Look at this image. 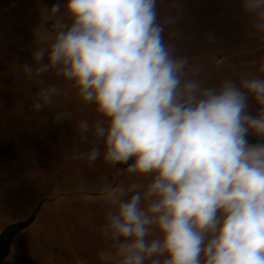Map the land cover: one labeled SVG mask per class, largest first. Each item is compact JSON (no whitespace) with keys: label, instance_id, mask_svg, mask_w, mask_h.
Instances as JSON below:
<instances>
[{"label":"clouds","instance_id":"1","mask_svg":"<svg viewBox=\"0 0 264 264\" xmlns=\"http://www.w3.org/2000/svg\"><path fill=\"white\" fill-rule=\"evenodd\" d=\"M242 7L264 32V0ZM39 14L55 24L19 67L41 85L32 111L73 118L55 111L62 90L43 86L62 79L101 117L79 122L94 142L75 158L127 165L117 171L140 181L101 189L110 207L100 231L116 264H264V78L205 86L165 42L175 18L161 21L158 0H67Z\"/></svg>","mask_w":264,"mask_h":264},{"label":"rangeland","instance_id":"2","mask_svg":"<svg viewBox=\"0 0 264 264\" xmlns=\"http://www.w3.org/2000/svg\"><path fill=\"white\" fill-rule=\"evenodd\" d=\"M66 2L0 0V233L34 218L13 239L2 264H116L100 231L110 207L101 189L140 182L102 158L92 164L75 158L94 142L91 132L81 139L79 122L95 124L101 117L62 79L49 74L43 86L62 90L55 111L67 109L73 118L55 124L54 111H32L41 85L21 79L19 67L31 63L33 48L54 34L55 21L40 16L41 4ZM158 13L161 21L175 18L166 26L165 42L188 58L205 86L264 78V32L253 29L242 0H158ZM257 110L250 102L249 111ZM247 139L260 142L252 134Z\"/></svg>","mask_w":264,"mask_h":264},{"label":"water","instance_id":"3","mask_svg":"<svg viewBox=\"0 0 264 264\" xmlns=\"http://www.w3.org/2000/svg\"><path fill=\"white\" fill-rule=\"evenodd\" d=\"M132 162L134 161L130 160L128 164H131ZM116 167L123 169L126 168L127 165H117ZM33 221L34 218L31 217L24 222L8 225L0 233V264H2L9 257L13 239L23 230L28 228L33 223Z\"/></svg>","mask_w":264,"mask_h":264},{"label":"crops","instance_id":"4","mask_svg":"<svg viewBox=\"0 0 264 264\" xmlns=\"http://www.w3.org/2000/svg\"><path fill=\"white\" fill-rule=\"evenodd\" d=\"M138 180V179H137ZM136 181V180H135ZM135 181H133L131 184L135 183ZM34 222V221H33ZM32 225V224H31ZM27 229V228H26Z\"/></svg>","mask_w":264,"mask_h":264}]
</instances>
